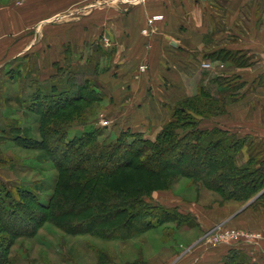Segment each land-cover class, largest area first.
Wrapping results in <instances>:
<instances>
[{
  "label": "crops",
  "instance_id": "1",
  "mask_svg": "<svg viewBox=\"0 0 264 264\" xmlns=\"http://www.w3.org/2000/svg\"><path fill=\"white\" fill-rule=\"evenodd\" d=\"M92 1L0 0V69L27 58L24 68L35 65L34 80L45 84L98 51L96 68L84 62L87 68L80 70L98 80L115 120L138 132L164 117L161 104L176 105L202 89L224 100L239 81V99L223 113L201 117L197 127L239 138L264 136V83H255L264 75V15L254 7H264V0H224L220 7L215 0H145L130 7ZM205 61L212 66L202 68ZM222 222L248 235L218 247L203 264H218L234 249L264 264V206L236 200L216 205L210 223Z\"/></svg>",
  "mask_w": 264,
  "mask_h": 264
},
{
  "label": "trees",
  "instance_id": "2",
  "mask_svg": "<svg viewBox=\"0 0 264 264\" xmlns=\"http://www.w3.org/2000/svg\"><path fill=\"white\" fill-rule=\"evenodd\" d=\"M63 74H67L65 84L58 82L60 76L49 86L39 84L32 95L34 103L27 108L40 115L42 137L7 136L27 141V148L45 151L58 174L54 191L46 199L27 186L16 187L13 203L0 197V264L9 263L17 239L36 235L47 222L66 234L90 235L105 242H126L168 222L179 227L189 216L153 204L146 197L170 188L180 176L201 183L221 203L247 202L258 194L252 205L264 200V155H257L255 139L239 138L219 128L197 127L201 117L223 113L229 101L239 99V81L233 83L224 100L214 99L208 89H202L200 94L179 101L172 119L155 139L146 138L142 131L123 133L108 142L99 139L96 129L69 138L74 123L87 121L84 106L74 104L101 100L104 95L95 80L81 71L70 66ZM66 110L72 112L67 118L61 114ZM8 207L14 214L6 218ZM88 249L95 253L96 264H120L108 249L95 243H88ZM143 261L137 256L123 264ZM221 264L259 263L234 249Z\"/></svg>",
  "mask_w": 264,
  "mask_h": 264
},
{
  "label": "rangeland",
  "instance_id": "3",
  "mask_svg": "<svg viewBox=\"0 0 264 264\" xmlns=\"http://www.w3.org/2000/svg\"><path fill=\"white\" fill-rule=\"evenodd\" d=\"M105 1L109 2L108 0ZM105 1L93 0L92 3L96 6L98 2L105 3ZM111 1L115 2L114 0ZM215 1L219 7L224 2V0ZM117 3L121 2L118 1ZM127 5L129 7L134 6ZM254 7L258 11L257 15H264V7L261 4L256 3ZM245 9L249 14L251 10L246 7ZM96 45L91 46V51L97 50V48L94 49ZM225 54L229 55V53L221 52V56ZM99 57L100 52L97 51L95 55H92V59L88 57L78 58V62L75 61L71 66L77 72L81 71L83 76L89 77L87 70L84 69V72L80 69L87 68L84 66V62L91 63V67L88 69L96 68ZM253 57L256 56L253 55ZM22 59L20 58L18 61L5 65L4 68L1 67L0 69V197L6 202L14 199L17 186L35 188L38 194L46 199L47 195L52 194L54 191L55 178L58 174L53 161L45 151L27 148V145H24L28 144L27 141L11 138L9 140L7 138L8 135L10 137L16 136V138L17 136H25L33 140H39L42 137L39 130L40 115L27 109L28 106L33 105L32 95L38 90L40 83L38 80H34L35 65H28L26 69L31 71L27 73L24 68V65H26L24 60L27 58H24L20 63L19 60ZM261 59L264 58H259V61ZM225 61L227 62V60ZM230 61L228 60L229 65H227L229 70L231 69ZM221 65L224 66V64ZM259 65L257 63L251 67L257 68ZM17 68L24 69V72L22 74L14 72L13 70ZM60 80L58 82L65 84L67 74H62ZM50 82L43 85L49 86ZM94 82L98 86V80L96 79ZM255 83L263 84L264 75L259 76ZM100 91L102 92V90ZM107 103L108 100L106 99L76 102L74 105L84 106V114L87 115L86 120L88 122L86 121L85 124L74 123L70 127L69 138L82 134L84 130L96 129L99 131V139L109 142L117 140L118 136L123 133L131 135L133 132H138L133 127L132 129L127 128L128 126L124 121L115 120V109H112L113 106H107ZM161 106L164 108V117L159 121H152L150 127L145 124L140 128L141 130L144 129L142 131L146 138L155 139L165 124L172 119L176 105L164 103ZM41 109L39 111L42 113ZM70 113H72L70 110H66L61 114H63L62 117L67 118L66 116ZM179 132L184 133L185 130L180 129ZM254 138L259 147L256 149L257 155H264V136L254 135ZM259 150L261 151L260 154L258 153ZM245 159L243 157L241 160L245 161ZM198 183L180 176L172 183L170 188L155 190L150 197H146L153 204L170 210H177L183 215L189 216V220L184 221L183 225L179 227L177 223L168 222L126 242H105V240L92 238L90 235L66 234L62 229L47 222L36 235L29 238H19L15 241L11 248L8 264H96V255L88 249V243H95L100 248L108 249L111 254L116 255L115 261L120 264L134 260L137 256H141L144 260L142 264H191L193 260L195 264H203L207 261V257L211 256L218 247L228 246V244L212 246L210 239L212 236L211 228L215 226L228 227L223 222L210 223L214 207L216 205L221 207L227 202L221 203L215 193ZM259 195L253 196L249 201L241 202V204L252 205ZM10 203H13V201ZM263 205L264 200L256 206ZM10 214H14V212L11 207H8V214L3 215L7 218L8 215L11 216ZM153 219L155 220L154 217ZM199 222L202 223L198 224ZM202 224L203 230L201 228ZM235 229L241 230L239 228ZM200 259H203L202 262L197 261ZM223 259L218 260V264H221Z\"/></svg>",
  "mask_w": 264,
  "mask_h": 264
},
{
  "label": "built area",
  "instance_id": "4",
  "mask_svg": "<svg viewBox=\"0 0 264 264\" xmlns=\"http://www.w3.org/2000/svg\"><path fill=\"white\" fill-rule=\"evenodd\" d=\"M115 2L120 1L124 4H130V5H137L141 3L143 0H114ZM202 68H210L212 66V63L210 61H205L200 64ZM144 67V66H142ZM210 232H212L211 236V243L212 246H217L220 244H228L233 239H239L242 236L248 235L245 231H241L235 228H229V227H221V226H215L214 228L210 229Z\"/></svg>",
  "mask_w": 264,
  "mask_h": 264
}]
</instances>
